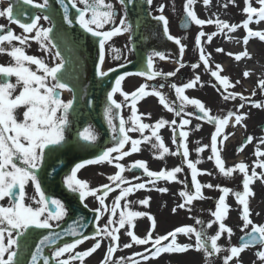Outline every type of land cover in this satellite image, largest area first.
Instances as JSON below:
<instances>
[{"label": "snow or ice", "instance_id": "6c2138e0", "mask_svg": "<svg viewBox=\"0 0 264 264\" xmlns=\"http://www.w3.org/2000/svg\"><path fill=\"white\" fill-rule=\"evenodd\" d=\"M31 3L32 0H26ZM63 11V21L71 24L69 18V5L75 9V22L85 32L90 33L98 40V61L95 64V75L99 78L108 76V72L102 69V65L106 58V51L114 53V58H120V50L113 48L109 42L113 37L131 32V25L126 16L119 19L118 24H114L116 12L111 3L106 0H57ZM121 4H132L134 0H119ZM197 0H186L183 5V12L185 18L183 25L185 28L189 24L200 26L215 25L216 31L212 33H205L203 30L199 31L195 36L194 46L198 50V62L190 64L193 70L203 66L205 72L214 79V87L223 89L222 98L224 101H241L239 108L235 111H227L224 115H212L203 102L199 99H192L185 95L186 89H192L201 82V77L195 75L190 78L188 82L183 83L182 86L171 84L170 88L174 89L176 99L179 101V107H174L169 103L166 97L156 88L150 92L146 90L147 85H141L139 88L131 93H126L122 90V81L126 75L125 73L119 75L115 79V84L111 91L107 92L108 106L105 108V117L108 118V124L114 133L112 139L115 142L112 147L104 150L95 160H88L84 163H78L71 169V174L66 176L63 183L73 193H78L79 200L84 203L86 197L92 196L98 201L99 206L93 209L95 231L92 237L83 235L79 230L84 225H77L75 223L68 225V227L61 233L54 231V226L59 227V223L66 216L65 205L57 199H48L42 191V184L38 176V171L42 168L46 159H51L54 165L59 161V155L65 144V129L68 124L67 114L72 107V101L64 102L60 93L68 89V84L61 82L63 79H71V73L65 71L63 75L61 70L64 68V61L56 63L55 66L49 67L41 58L28 55L25 51V46L29 40L36 41L40 47L47 52L48 45L51 44L50 33L53 31L51 27H40L39 21L41 18L48 21L50 16L45 14L43 16L36 15L30 18V22L19 20L18 16L14 15L13 7L9 4L8 7L0 9V17L7 18L11 23L17 24L25 35H16L12 30L6 29L0 25V54H6L10 57L11 63L8 65H0V201L4 199L9 200L8 206L0 205V264H20L16 260L18 253H23L25 249L29 248L30 241L33 239L30 229H49L53 230L49 235H45L40 241V245L36 247L34 253L31 254V264H36L39 258L43 259V264H49L48 257H41L42 248L44 245H56L57 241L61 239L62 235H70L77 237L72 243H64L63 246L57 245L51 254V260L55 264H72L73 261H79L80 264H85V259L95 253L101 246L102 241L109 240L110 243L106 247V253L101 264H140V260L135 257H140L143 261L149 259L159 258L162 254L170 255H184L191 251L202 252L205 264L214 254L227 252L223 257L222 264H229L233 258H238L240 254L249 247L259 246L261 250L255 252L257 258L264 264V224L257 225L250 219V204L249 197L253 196L250 185L254 181L259 180L264 183V161L257 160L251 169V174L248 171V165L244 162L235 164L232 167H226L225 161L222 159L221 151L224 146V141L228 136L224 135L225 127L229 121L234 118L235 124L240 125L247 116L240 112L243 109L245 102L251 104L255 108H264V102L252 101L250 97H245L242 94L228 91L240 83L236 81L233 84L229 77L222 75V66L217 63L215 68L210 65L211 56L205 52L202 44V38L206 37V42L210 43L217 35L234 32L238 27H243L246 35L243 37V43L247 45L249 38L258 37L260 41H264V31H252L249 24L252 22L259 23L264 21V0H256L259 7L251 5L250 0H244L245 7L243 13L247 14L241 25L228 24L222 20L216 19H200L197 13L193 10V5ZM229 3L234 4L235 0H228ZM148 5L153 3V0H146ZM203 4L207 7L210 0H203ZM81 5L82 7L78 6ZM34 7L37 9L48 10L49 0H42L41 3H35ZM227 7V5H225ZM158 11L163 13V6ZM255 17V21L253 20ZM155 19L162 24V32L164 37L173 41L178 46V58L176 63L179 67L173 71L161 72L154 68V58L159 57L161 60L167 58L166 54L159 51H153L146 57L145 69L136 73L141 77H146L148 80H153L156 77H175L181 68L185 67L182 62V57L185 54L186 45H184L179 38L173 37L169 30V21L163 15H158ZM113 24L110 30H103L105 25ZM34 33V35H26ZM60 38L65 41L66 46L69 43L64 33H60ZM227 38V37H226ZM13 42H18L17 46ZM7 44L9 47L5 48ZM217 53H224L223 48H216ZM59 57V53L56 54ZM236 61L243 57L250 58L247 51L238 54L228 53ZM35 66V70L31 66ZM125 65L121 64L123 68ZM109 71H115L110 69ZM244 77H248L249 73H243ZM14 78V82H13ZM258 86L261 94H264V79L258 81ZM119 93L125 103H130L131 114L127 119L119 116V110L124 106L114 99V95ZM252 95H256L255 91ZM148 96H155L158 102L168 112L174 113L175 117H179V123L176 119L167 121L163 118L156 121L154 124H147L141 122V115L138 114L137 102L142 98ZM193 106L195 111L186 113V106ZM113 109L117 110L115 113ZM150 115V114H149ZM195 116L197 120H203L208 124L214 125V132L211 134V154L209 160L214 161L215 169L218 174L225 178H232L234 173L242 174V191H233L225 186L213 185L211 183H201L198 180L200 175H212V173L205 170L198 169V165L203 161L190 159V150L188 147L189 132L183 130L185 126L190 124V119L185 118ZM119 119V125L113 123V119ZM130 125V126H129ZM172 128V140L177 144V151L170 152L169 148L163 142L159 130L165 126ZM149 130L151 135H144L145 130ZM179 130V131H178ZM196 131L200 130L197 126ZM138 132L141 134L140 139H132L128 133ZM80 138L85 141L95 140V135L90 129H85L80 134ZM223 136V139L218 140ZM154 138V142H153ZM252 136H248L246 140L237 148V152L243 151L247 143L253 141ZM142 143L151 144V148L155 149L158 155L157 159H164L166 155L181 156V165L174 166L170 170L162 168L159 171L149 170L146 161H135L129 166L125 167L120 163L125 157L132 153L139 152ZM264 144V138L260 140ZM130 144L129 150H125V145ZM218 145L220 147H218ZM209 145H197L194 149L197 156L202 153ZM182 150V151H181ZM115 154V155H113ZM257 157L264 156V152L259 149L254 153ZM114 164L117 169L114 174L108 175L109 184L101 185L97 189L90 188L86 181L77 178V172L85 166V164L105 163ZM190 171L191 174V189L180 191L179 195L183 199V203L177 205L172 209L175 213L177 208L184 209L191 205L193 201L204 199L202 189H216L221 195L215 202V210L211 213L214 217L213 221L205 224L203 221L196 219L195 223L201 225L197 228L191 225H184L167 232L164 235H154L156 221L154 216L149 213L130 210L132 201L127 198L130 194L138 190H155L160 193L168 191L165 187H156L157 181L167 182H181L178 181V174L185 170ZM262 171L258 173L256 169ZM142 170L143 175L148 179L144 182L132 184L123 173L132 170ZM135 180H140L141 177H134ZM34 186L35 194L38 199H35L36 206L26 203V185ZM182 183V182H181ZM122 185H127L122 187ZM148 185H152L153 189H148ZM119 189V194L115 196L111 207L105 205V197L110 192ZM235 197L237 202L239 219L243 224L241 232L244 233L239 238L238 246H229L226 249L218 244L222 234H227L230 238L234 233L233 230L226 226L224 221L230 210V206L226 203V197L229 193ZM102 193V194H100ZM121 201H124L121 206ZM138 204L145 207L149 206L150 197H145L137 201ZM84 207H88L84 204ZM119 211L117 217V210ZM109 215L105 218L103 224L100 223L104 213ZM147 217L150 226L144 237H139L133 231L134 221L137 218ZM218 225L217 231L212 235H207V229ZM251 226L250 231H245ZM121 235H126L130 238V242L125 243L123 248H131L133 245H151L150 248H145L143 253H136L133 256L119 259H113L114 253L119 250L118 241ZM177 234H182L190 241L194 238V243H178ZM93 239L92 246L84 251H74L79 245H82L86 240ZM167 242V243H164ZM68 254L67 258L64 257Z\"/></svg>", "mask_w": 264, "mask_h": 264}, {"label": "rangeland", "instance_id": "374dc122", "mask_svg": "<svg viewBox=\"0 0 264 264\" xmlns=\"http://www.w3.org/2000/svg\"><path fill=\"white\" fill-rule=\"evenodd\" d=\"M108 1L109 0H106V2ZM185 2L186 0H153V3L151 4L154 14H163L168 19L170 34L173 37L179 38L181 42L184 45H186L185 54L181 58L182 62L185 64V67L181 68L175 77H163V76L157 77L158 79L157 84H164L167 88L164 92L161 91V93L166 97L169 103H171L174 107L178 108L179 101L176 99L175 91L174 89L170 88V85L176 84L177 86H182L183 83L188 82L190 78L194 77L195 75H199L201 77V82L192 89H186L185 95H187L189 98L192 99H199L201 102L205 104V106L208 109H210V113L212 115H224L227 113V111H235L236 109L239 108V105L241 103L239 99L235 101L232 100L224 101L221 94L223 92V89L214 87V83H215L214 79H210L209 74L205 72L203 66L197 68L196 70H193L190 67L191 63L198 62L199 53L194 46L195 36L197 35V33L201 30H203L205 33H212L216 31V28L215 25H207L201 28L200 26H196L192 24V29L190 32L180 33L177 29V23L179 21V17L183 13V5ZM202 2H203L202 0H197V2L193 6L199 8ZM250 3L254 7L257 8L259 7V4L256 3V0H250ZM225 5H227V7H225ZM161 6H163V13L158 11V9ZM244 7H245L244 0H235L234 4L229 3L228 0H222V13H223L222 18L224 19V22H227L230 25L231 24L241 25L242 22L245 19H247V14L243 13L242 11ZM3 8L4 7H2V4L0 3V9ZM255 19L256 18L253 17L254 21ZM5 20H6L5 17H0V22H3ZM254 23L255 22H252L250 24L252 25ZM227 33L236 34L239 37V40L242 42H243V37L246 35L243 27H238L234 32H228L227 30H225V34ZM109 44L113 48L119 49L120 55L121 52H123V56H124L123 60L127 59L126 50H124L121 43L118 44L116 43V40H112L110 41ZM4 47L8 48L9 46L5 44ZM208 54H210L211 56L210 65L213 68V70L215 68V64L217 63H219L223 67L225 63H223V58L221 53H217L216 51H211ZM29 55L34 56V54L31 51H29ZM113 55L114 53L111 52V56ZM176 55L178 57V49L176 51ZM166 56L167 58L165 60H161V59L157 60V58L159 57L154 58L155 69L161 72H168L175 70V67L171 66V65H176L173 62L174 58L168 55ZM37 57L41 58L40 52L38 53ZM162 61L169 62V65H164ZM11 62L12 61L10 57L7 58L5 54H0V65H8ZM110 66H112V62L105 63L102 69L103 70L107 69ZM31 67L33 70H35L34 65ZM222 75L229 77L230 81L233 84H235V82L238 80L240 81L238 85H236L234 88L228 89V91H234L235 93L242 94L245 97H250L252 101L264 102V94H261V91L258 86V82L248 87L246 81L243 78H237L232 72H225L223 70ZM146 80H147L146 77H141V76L127 77L126 80L122 82V90L126 93H131L137 88H139V86L147 85L146 90L150 92L152 89L148 86V84H146ZM254 91L256 95L253 96L252 93ZM211 92L216 96V101L211 99ZM114 99L120 102L124 100L119 93H116L114 95ZM62 100L64 102H68V98L65 95L62 96ZM137 109H138V114H143L141 115L142 123L154 124L156 121H158L161 118L169 122L172 121L173 119H176L177 123H179L180 118L175 117L174 113L168 112L162 105H160L158 102V98L155 96L145 97L142 101L138 102ZM121 110H122L123 118L127 119L131 114V106L127 108L122 107ZM193 110H195L194 107L190 105L186 106L185 108L186 113H191L193 112ZM255 110L264 111V108H255L252 107L250 103L245 102L244 108L240 109V112L245 114L247 118L241 122L244 133L238 138V141L234 146V151H233L234 156L232 158L233 161L234 159L240 156L242 158L240 162H244L245 164L248 165L249 174H251V169L252 166L254 165V162L257 161L258 158H260L254 154L255 153L254 148L256 145L254 143H256V138L258 136H264V130L262 126L264 123L261 124L255 123V119H254ZM185 118L190 119V124L185 126L183 129L189 132V137L187 141L190 150L189 158L192 159L193 161H195L198 158L201 159L203 162L197 166L198 169L212 173V175H200L198 176V180L201 183H211L213 185L228 187L233 191H242L243 190L242 174L234 173L232 178L225 179L218 174V170H216L214 166V161L208 159V157L211 154L210 153L211 134L215 130L214 125L208 124L205 121L197 120L194 115L190 117L186 116ZM232 120L233 119L229 121V124L225 127V129L229 127ZM197 126L200 127L199 131L195 130ZM235 126L237 125L235 124ZM159 134L162 136L163 142L169 148L170 152L177 151V144H174L172 140V128L166 125L164 128L159 130ZM128 135L132 139L141 138V134L138 132H130L128 133ZM144 135L150 136L151 133L149 130L146 129ZM248 136H252L254 138L253 141L251 143H247L246 146L243 148V151L237 152V148L246 140ZM220 139L221 138L219 137L218 140ZM228 140L229 139L227 138V140H225L224 143H226ZM153 142H154V138H153ZM198 144L209 145V147L205 148V150L202 153H200L199 156H197L196 152L194 151L195 147ZM130 147H131L130 144L125 145V150H129ZM140 149L141 150L139 152L132 153L131 155L125 157L122 161H120V163L123 164L125 167H127L135 161H146L147 167L149 168V170L152 171H159L165 167L170 170L174 166L181 165L182 163V158L179 155L177 156L166 155L162 160L155 158L158 155V153L156 152L155 149L151 148L150 143L148 144L142 143L140 145ZM246 152H247V156L243 157V155L246 154ZM234 165L235 164L228 165L227 167H232ZM115 171H117V169L114 167V164H108L107 162L98 163V164H85L83 168L78 170L77 178L82 181H86L89 184L90 188L97 189L101 185L109 184L110 181L107 179V177L108 175L114 174ZM256 171L258 173L261 172L260 170H258V168L256 169ZM123 175L128 180H130L128 171L123 173ZM177 179L182 183L166 182L163 184H156V187L167 188L168 191L166 193H160L155 190H138L135 193L130 194V196L127 198L129 201H132L130 210L146 212L154 216L156 221L154 235H164L167 232L172 231L173 228L178 227L181 224H183V226L191 225L199 228L201 227V225H197L195 223L196 219L203 221L205 224L214 220V217H212L211 213L215 210V202L218 199V197L221 195V193L215 188L202 189V194L204 196V199L193 201L191 205L186 206L184 209L177 208L175 213L172 212V209L174 207L183 203V199L179 195L180 191L185 190L186 188L188 190H192L191 174L190 171L187 170L186 166H185V170L178 174ZM138 182H144V181L140 180ZM138 182L132 181V184ZM124 186L127 185H122V187ZM250 188L254 193L253 196L249 197L250 219L257 225L264 224V217L261 215V212L264 209V183H261L259 180H256L252 185H250ZM148 189H153V186L148 185ZM26 194H27L26 203L35 207L36 206L35 199H38L39 197L36 196L34 186L31 185L30 183L26 185ZM118 194H119V189L110 192L108 196L105 197V205L110 208L115 196H117ZM33 197H35V199H33ZM145 197H150V203L149 206L147 207L137 203V201ZM229 201L230 203H232V205L230 204L229 205H230V210L232 208L234 212V220H235L234 224L236 226L226 225L233 230L234 234L230 238L228 237L227 234H222L221 239L218 241V244L225 249L229 246H237V240L239 239V237L244 235V233L241 232V227L243 222L242 220L239 219V214L237 211L238 205L235 200V197L231 194V192L226 197V202L229 203ZM123 203L124 201H121V206L123 205ZM84 204H87V206L92 210L99 206L98 201H96L95 198L92 196L86 197ZM0 205L8 206L9 200L4 199L0 201ZM120 210H122V208L117 210V217ZM108 215H109L108 212L104 213V216L100 221L101 224L105 222V218ZM66 216H67V211H66ZM134 225H135L133 228L134 233L142 238L146 235L147 230L150 226V222L145 216L142 218H137L134 221ZM217 229H218V225H214L212 228L207 229L206 230L207 235L210 236L214 234L217 231ZM250 230H251V226H249V228L246 229L245 231H250ZM118 235L120 236L118 241L119 250L116 251V256L113 257V259H119L121 257L127 258L133 256L136 253H143L145 248L151 247V245H133L131 248L125 249L123 248V245L125 243L130 242V238L127 237L126 235H121V234ZM177 242L181 244L194 243V238L190 241L187 237L181 235L177 239ZM93 243L94 240L89 239L86 240L83 244H86L85 248L88 249L91 247ZM109 243H110L109 240L102 241V246L99 248L100 253L96 252L94 255L86 258L85 264H101V261L106 253V247L109 245ZM258 250H261L260 247L248 248L245 251H243L238 258H233V260L230 261L229 264H261V261L255 255V252H257ZM74 251H84V249L81 250V246L79 245ZM225 255H227L226 251L220 254H214L212 257L209 258L208 264H222L223 257ZM67 256L68 254H65V256L61 258L62 259L67 258ZM148 263L149 264H205V261L202 252H196L190 250L188 253L184 255L163 254L159 258L149 259ZM72 264H80V262L73 261Z\"/></svg>", "mask_w": 264, "mask_h": 264}, {"label": "water", "instance_id": "95a60500", "mask_svg": "<svg viewBox=\"0 0 264 264\" xmlns=\"http://www.w3.org/2000/svg\"><path fill=\"white\" fill-rule=\"evenodd\" d=\"M50 2L55 8L54 15L57 22L54 23L56 32H63L69 41L68 45L73 53L85 61L87 78L81 80L80 76L73 68V61L69 53L67 51L61 52L55 46L68 67L67 71L71 73L70 82L67 83L68 89L73 96L72 107L69 110L71 122L68 131V140L64 145L66 150L60 153L59 161L54 165L55 170L53 171L52 160L46 159L42 168L38 171V176L42 184V191L47 194V198L56 197L60 199L69 213L65 221L57 229L53 230L62 233L68 225L75 223L78 226L84 225V227L79 230L83 235L90 237L94 233V212L89 211L82 205L79 196H72L66 191L61 182L62 178L67 175L76 164L96 159L103 152V148L108 145L109 135L102 120V107L107 92L113 87L117 76L125 73L140 72L143 69L146 60L145 52H148L150 49L146 48L145 52L140 50L142 47V34L152 31L160 36L162 29L154 25V21L150 19L146 7L141 1L137 2L139 6H143L142 12L135 4L137 3L136 0H134L132 4H124L132 19L133 38L135 43L133 50L136 61L126 67L109 72L107 77L97 81V76L95 75V64L98 61L97 49L95 48L96 38L87 34L76 25L73 21L76 12L70 5L69 18L72 23L68 24L63 21V11L57 0H50ZM184 18L185 16H183L179 28L180 30L187 31L190 25H188L187 28L184 27ZM96 41L98 40L96 39ZM88 124H91L101 136L95 147L82 149L78 144L79 134ZM53 230L30 229L33 239L30 241L29 248L25 249L23 253H18L16 260L19 261L20 264H31V254L34 253L36 247L40 245V241L43 237L49 235ZM75 239H77V237L62 235L56 245H44L40 255L41 257H48L49 264H54L47 254V251L56 248L57 245L62 246L64 243L74 242ZM36 264H43V259L39 258Z\"/></svg>", "mask_w": 264, "mask_h": 264}, {"label": "bare ground", "instance_id": "6f19581e", "mask_svg": "<svg viewBox=\"0 0 264 264\" xmlns=\"http://www.w3.org/2000/svg\"><path fill=\"white\" fill-rule=\"evenodd\" d=\"M203 1V0H202ZM193 10L197 13L198 18L200 19H219L224 21L222 18V0H210V4L206 7L203 2L201 3V6L199 8H196L193 6ZM207 26V25H205ZM249 28L252 31H264V21H260L259 23L249 24ZM244 29V28H243ZM245 31V29H244ZM246 33V31H245ZM247 34V33H246ZM125 35L128 37L129 33H125ZM227 37V38H226ZM65 43V42H63ZM202 44L205 48V52L208 54L211 51H215L216 48H223L224 53H221L223 58V70L225 72H232L237 78H243L246 81V84L249 86H252L254 83H257L260 79H264V41H260L258 37H251L249 38V42L247 45H245L242 41L239 40V37L236 34H221L217 35L213 38V40L210 43L206 42V37L202 38ZM66 47V44H64ZM243 51H247L250 58L243 57L241 60L236 61L232 56H229L228 53L232 54H238ZM60 62V61H59ZM75 62L77 64V71L81 73L82 76L85 75L84 72V65L81 61L75 59ZM165 65H168V63H164ZM248 72L249 76L244 77L243 73ZM85 77V76H84ZM64 94L70 98V94L64 90ZM211 99L216 101V96L211 92ZM108 106V102L104 103L103 110H102V117L103 121L108 127L110 133L112 132L109 124H108V118L105 117V108ZM114 112V109H113ZM255 123L261 124L264 123V111L261 110H255ZM67 120L69 124V116L67 114ZM114 123V121H113ZM68 124L66 125L65 134L68 130ZM263 130H264V124ZM235 127V128H234ZM242 124L235 126V122L232 121L227 129L224 130V135L228 136V141L224 143V146L221 151L222 159L225 161L226 167L228 165L236 164L237 162H240L242 158L239 156L236 159L232 161L233 158V151L234 146L236 145L238 138L244 133ZM86 129H90L91 132L95 134L94 130L88 126ZM221 139L223 136L220 137ZM264 138V136H258L256 138V144L255 145V152L257 149H259L261 152H264V144L260 143V140ZM94 140L92 141H85L81 138H79L78 144L81 148H87L93 144ZM220 147V146H218ZM211 153V149H210ZM243 155V154H242ZM247 156L246 154L243 155V157ZM261 161H264V156L258 158ZM258 170L262 171L258 168ZM64 181V180H63ZM65 185V184H64ZM230 200V199H229ZM228 205H232V203L226 202ZM229 205V206H230ZM261 215L264 217V209L261 212ZM226 225L234 226V212L231 208L229 210V213L227 215L226 220L224 221ZM236 226V225H235ZM182 234L179 235V237Z\"/></svg>", "mask_w": 264, "mask_h": 264}, {"label": "flooded vegetation", "instance_id": "af4514ba", "mask_svg": "<svg viewBox=\"0 0 264 264\" xmlns=\"http://www.w3.org/2000/svg\"><path fill=\"white\" fill-rule=\"evenodd\" d=\"M2 1H6L8 4L10 2L11 5L15 2V0H0V2H2ZM41 2H42V0H32L31 3L35 4V3H41ZM108 3H111L113 5V8L116 12V18L114 20V24H118L120 17L125 16L124 12L116 0H109ZM80 7H82V6L80 5ZM36 15L43 16L40 13H34V15H32V16L30 15L29 18L21 17L19 20L27 22V21H29L30 18H32ZM4 24L6 25L7 22H4ZM10 24H11L10 26H7V27L5 26V28L12 30L14 33H16V35H25L23 33V30L17 24H14L11 22H10ZM39 25H40V27H43V28L52 27L51 21L50 20L46 21L43 18H41V20L39 21ZM12 27H14V28L12 29ZM105 27H108V29L110 30L113 27V24L105 25ZM26 35L31 36V35H34V33H30V34H26ZM113 38L117 40L116 41L117 43H119V44L122 43L120 36H116ZM123 48H126L125 42H123ZM29 49L34 54L35 57H37L38 53L40 52L41 53V59H43L49 67L55 66L54 54L52 53L49 46H48V51L45 52L36 41L29 40L28 44L25 46V51H26V54H28V55H29V52H28ZM118 60H119V62L123 61V55H120V58ZM128 61H125V62H128ZM112 62L115 63L116 59L115 58L112 59Z\"/></svg>", "mask_w": 264, "mask_h": 264}]
</instances>
